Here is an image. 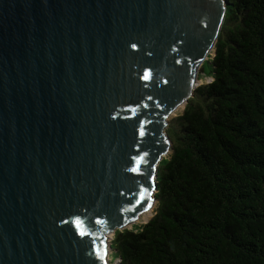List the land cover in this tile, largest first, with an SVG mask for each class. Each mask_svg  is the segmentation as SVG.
<instances>
[{
    "label": "water",
    "instance_id": "1",
    "mask_svg": "<svg viewBox=\"0 0 264 264\" xmlns=\"http://www.w3.org/2000/svg\"><path fill=\"white\" fill-rule=\"evenodd\" d=\"M226 9L0 0V264L112 263L111 235L155 202L168 117Z\"/></svg>",
    "mask_w": 264,
    "mask_h": 264
},
{
    "label": "trees",
    "instance_id": "2",
    "mask_svg": "<svg viewBox=\"0 0 264 264\" xmlns=\"http://www.w3.org/2000/svg\"><path fill=\"white\" fill-rule=\"evenodd\" d=\"M226 1L211 80L166 128L152 215L114 231L111 262L264 264V0Z\"/></svg>",
    "mask_w": 264,
    "mask_h": 264
},
{
    "label": "rangeland",
    "instance_id": "3",
    "mask_svg": "<svg viewBox=\"0 0 264 264\" xmlns=\"http://www.w3.org/2000/svg\"><path fill=\"white\" fill-rule=\"evenodd\" d=\"M210 52H212V51H210ZM209 55H210V54L207 55V57L205 58V60H207V58H208ZM205 60L200 64V66H199V68H198V70H197V81H196V83H195V84H197V85H199V84H203V83H206V82H208V81L211 80V77L208 75V73H207V74L205 73V71L208 70V65H207V63H205ZM204 63H205V68H203V64H204ZM201 67H202V68H201ZM183 107H184V104L182 105V108H181V109H178V110L176 111L175 114H172V115L170 114V116L168 117V118H169V122H170V120H172V118H173L175 115H178V114L181 113ZM168 153H169V152H168ZM168 153H167V155H168ZM165 156H166V155H165ZM153 207H154V203H153V205H152V207H151V212L149 213V216H147L145 219H139V218H137L136 220H134L133 223L128 224L126 227H127V228H130V227L132 226V224H133V225H134V224H137V225H138V224H143V223H145V222L150 218V216L152 215V209H153ZM111 236H113V235H111ZM117 262H118V259H115V260L112 261L111 264H117Z\"/></svg>",
    "mask_w": 264,
    "mask_h": 264
},
{
    "label": "bare ground",
    "instance_id": "4",
    "mask_svg": "<svg viewBox=\"0 0 264 264\" xmlns=\"http://www.w3.org/2000/svg\"><path fill=\"white\" fill-rule=\"evenodd\" d=\"M196 78H197V77H196ZM196 81H197V80H196ZM183 104H184V103H182V104H180L179 106H177V107L171 112V115H172V114H175L176 111H177L178 109H181ZM165 155H167V153H166ZM151 207H152V206H151ZM151 207H149L148 209H146V210H144L142 213H140L139 216H138V218H139V219H145L147 216H149V213L151 212Z\"/></svg>",
    "mask_w": 264,
    "mask_h": 264
}]
</instances>
